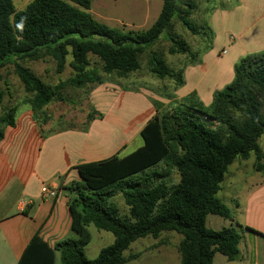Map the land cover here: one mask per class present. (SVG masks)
I'll return each instance as SVG.
<instances>
[{
  "label": "trees",
  "instance_id": "1",
  "mask_svg": "<svg viewBox=\"0 0 264 264\" xmlns=\"http://www.w3.org/2000/svg\"><path fill=\"white\" fill-rule=\"evenodd\" d=\"M179 1L162 0L150 27L124 33L89 14L92 0H32L18 12L12 0H0V68L13 63L26 95L24 105L46 134L57 128L44 130L49 120L45 109L50 103L67 100L68 89L85 96L108 78L127 79L141 69L140 58L145 53L147 72L170 83L171 92L160 95L172 99L173 91L184 84V69L198 63L200 55L173 31V21L192 35H205L204 50L213 39L208 26L199 27L190 19L195 1L186 0L182 5ZM163 35L169 43L167 54L184 57L178 69L151 51ZM68 55L71 76L56 85L44 83L14 61L48 56L61 73ZM91 58L96 59L94 66ZM3 96L0 89V104ZM153 105L156 113L139 133V148L123 157L77 166L79 179L63 186L75 237L50 248L34 235L18 264H55L56 254L60 264H126L139 257L123 255L131 243L147 236L157 239L162 232L181 236L179 264H213L215 253L228 261L238 259L239 231L234 227L213 231L205 224L208 215L231 219L229 209L217 197L229 165L253 155V169L264 172V151L258 144L264 136V51L241 57L233 67L232 81L213 93L207 107L196 92L162 112L160 104ZM18 110L13 106L0 113V141L4 128L14 126ZM101 118L91 107L81 127L86 129L92 120ZM58 123L61 129L75 128L63 125L61 119ZM117 195L126 205L124 214L112 202ZM90 226L113 237L92 260L84 253V246L91 242Z\"/></svg>",
  "mask_w": 264,
  "mask_h": 264
},
{
  "label": "crops",
  "instance_id": "2",
  "mask_svg": "<svg viewBox=\"0 0 264 264\" xmlns=\"http://www.w3.org/2000/svg\"><path fill=\"white\" fill-rule=\"evenodd\" d=\"M218 2L209 12V26L213 32L210 52L217 50L216 55L206 62V54L203 64L184 69V84L173 91L171 101L174 103L196 92L204 105L210 104L213 93L232 81L233 67L241 57L264 51V0ZM187 83L188 89L182 92ZM162 92L118 86L108 89L99 85L90 92L88 100L102 118L92 120L86 129L82 124L73 129H61L58 125L60 129L54 126L56 131L46 134L33 120L30 109L18 112L14 126L4 128L0 141V264H18L34 235L50 248L73 237L63 186L79 179L75 167L81 164L131 153L123 152L155 115L153 102L161 108L169 105L160 95ZM103 101L111 103L115 115L109 125L102 124L105 128L101 125L100 129L97 123L107 120L101 108ZM127 109H130L129 118ZM253 173L256 176L244 182L241 204L235 193L233 215L230 220L224 219L241 236L237 264H264V172L253 169ZM259 176L260 180L254 179ZM43 186L55 188L56 196L43 194ZM209 222L207 216V228ZM217 226L216 231L226 224ZM100 237L107 239L105 234ZM112 241L113 237L110 243ZM55 264H60L59 254L55 255Z\"/></svg>",
  "mask_w": 264,
  "mask_h": 264
},
{
  "label": "rangeland",
  "instance_id": "3",
  "mask_svg": "<svg viewBox=\"0 0 264 264\" xmlns=\"http://www.w3.org/2000/svg\"><path fill=\"white\" fill-rule=\"evenodd\" d=\"M32 0H12L15 12L22 11L25 9L28 3ZM186 0H180L179 4H183ZM197 7L191 13L190 19L197 26L209 27V12L205 13V9L212 8L217 5L218 0H214L211 3H206L203 0H194ZM220 2V1H219ZM218 2V3H219ZM162 6V0H92L89 14L97 21L104 23L110 27L116 28L121 32H140L147 29L156 19V15L160 12ZM182 7V6H180ZM183 8V7H182ZM173 31L180 37L185 39L193 51H199V62L191 65L198 66L204 63L202 59L206 54V62L216 55L217 50L212 52L211 47L205 49L206 36L192 35L187 29L183 28L179 22L173 21ZM213 37V32H212ZM213 40V39H212ZM169 43L165 40L164 35L161 36L156 43L152 46L151 51L160 53L166 60L169 66L174 69H178L183 61L184 57L179 55L167 54V48ZM218 53V52H217ZM229 54L227 59L231 56ZM147 54H143L140 58L141 69L131 74L127 79H116L108 78L103 84L105 88L112 89L116 86L125 87L130 89H152L163 91L164 93L171 92L170 83L166 81H158L151 76L146 70ZM225 60V59H224ZM29 68L38 78L44 83L50 85H56L61 81H65L71 76V69L68 63L71 61V56L68 55L66 58L65 68L61 73L56 72L55 61L48 56H43L36 60L30 58L24 60H14ZM96 59L91 58L92 66L95 65ZM190 66V67H191ZM106 78V77H105ZM97 87V86H96ZM95 87V88H96ZM189 85L184 87L182 92L188 89ZM220 87V86H218ZM224 88V87H223ZM222 88V89H223ZM0 89L4 92L2 103L0 104V113L5 109L13 106H18L19 112L29 109L27 105H24L25 93L21 82L18 80L15 72L13 63H7L5 66L0 68ZM78 90L68 89L66 90L67 100L65 101H53L46 107V113L49 115L47 122L48 127H58L59 119L62 120L63 125H74L80 126L84 120L86 114L91 108L88 97L89 94L83 95ZM87 92V91H86ZM151 92V91H150ZM152 93V92H151ZM169 101V105L165 108L160 107V111L170 109L174 102L171 99L164 98ZM108 103V102H107ZM110 102L106 104L105 101L101 103L102 112L107 115L106 122L97 123L100 129L105 127L102 124L109 125L113 121L114 111L110 108ZM211 104V103H210ZM204 105V106H209ZM127 118L130 115V109L126 110ZM20 114V113H19ZM128 121V120H127ZM101 125L103 126L101 128ZM46 126V127H47ZM128 123L126 124V127ZM120 138L123 139L122 132H120ZM142 144L140 136L133 138L129 141L126 150L123 153L133 151L136 147ZM258 144L262 151H264V136L258 140ZM254 156L251 155L246 160L236 159L231 165H229L225 174L224 180L220 185V190L217 193V197L227 206L230 211L231 217L233 215L234 203L232 202L233 196L237 193V201L241 204L242 195L244 193V182H249L251 176H256L253 173L252 164ZM262 176V174H261ZM174 181L177 182V176L173 174ZM254 179H261V177H254ZM112 202L120 212L124 214L127 211L126 205L120 195L115 196ZM209 224L208 229L216 231V227L219 224H226L228 222L216 215H208ZM91 242L84 246V253L87 259L92 260L96 258L101 248L109 245L112 236L110 234L97 231L93 226H90ZM100 234H105L107 239L101 238ZM73 237L75 235L71 233ZM181 240V236L174 232H162L157 239H153L150 236L139 238L131 245L127 250L124 251L123 255H134L139 254L137 259H134L126 264H179L180 256L177 250L178 243ZM213 264H237L235 261H228L220 253H215L213 257Z\"/></svg>",
  "mask_w": 264,
  "mask_h": 264
},
{
  "label": "built area",
  "instance_id": "4",
  "mask_svg": "<svg viewBox=\"0 0 264 264\" xmlns=\"http://www.w3.org/2000/svg\"><path fill=\"white\" fill-rule=\"evenodd\" d=\"M41 192L45 194L47 197H55L56 196V189L55 188H49L47 186H43L41 188Z\"/></svg>",
  "mask_w": 264,
  "mask_h": 264
}]
</instances>
